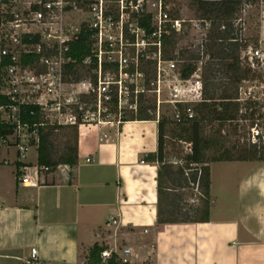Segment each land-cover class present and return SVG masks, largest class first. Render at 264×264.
I'll return each mask as SVG.
<instances>
[{
	"label": "built area",
	"instance_id": "1",
	"mask_svg": "<svg viewBox=\"0 0 264 264\" xmlns=\"http://www.w3.org/2000/svg\"><path fill=\"white\" fill-rule=\"evenodd\" d=\"M233 1L240 2L235 26L244 24L242 15L253 3L264 23V0ZM172 3L0 0V118L12 128L10 134L0 137V155L3 150L13 151L21 186L36 187L45 182L50 172L37 160L27 161L32 149L37 154L40 133L47 126H54L57 131L71 126L119 125L129 113H136L147 93L155 96L157 120L163 103L173 106V118L180 117V106L184 107L185 118H192V106L203 101L201 63L192 74L183 77L175 60L165 58L164 39L173 33L179 35L188 27L196 28L201 32L203 48L210 23L203 19L187 21ZM87 32L91 55L82 59V77L76 79L78 65L72 56V44ZM261 39L256 47L246 45L242 49L246 59V64H242L252 71L264 69ZM244 58L240 57L242 61ZM163 91L167 99L161 98ZM186 145L190 151V144ZM1 162L11 164L8 158ZM69 169L60 164L54 171ZM129 252L128 248L122 250L123 255ZM111 253L104 250L102 261ZM26 264L47 263H41L36 249L31 248Z\"/></svg>",
	"mask_w": 264,
	"mask_h": 264
},
{
	"label": "crops",
	"instance_id": "2",
	"mask_svg": "<svg viewBox=\"0 0 264 264\" xmlns=\"http://www.w3.org/2000/svg\"><path fill=\"white\" fill-rule=\"evenodd\" d=\"M157 138V119L79 126L77 163L36 187L18 183L3 150L0 264H26L31 248L41 263L86 264L94 244L129 264H264V165L238 182L233 163L249 161L210 163V178L213 166L230 175L210 179L208 221L159 224V164L146 158Z\"/></svg>",
	"mask_w": 264,
	"mask_h": 264
},
{
	"label": "trees",
	"instance_id": "3",
	"mask_svg": "<svg viewBox=\"0 0 264 264\" xmlns=\"http://www.w3.org/2000/svg\"><path fill=\"white\" fill-rule=\"evenodd\" d=\"M191 6L198 14L199 19L207 20L210 28L206 39L203 41V55L207 56L201 67V79L203 83V101L192 106V118H185L182 114L184 107L180 106V117L173 115L166 117L160 115L158 119V147L155 154L146 158L159 164L157 177V223H188L206 222L209 216L210 204V168L213 162L225 161H263L264 148L258 149L255 143H239L235 139L231 146L225 145L227 138L222 135L225 124L234 125V133L237 134L239 120H248L251 127L257 119L262 118L257 102L246 101L241 106L238 100V87L244 80L255 78L256 74L242 64L240 50L247 44L239 40V29L234 21L239 12L240 2L233 0H190ZM142 24L146 25L143 21ZM224 27V28H222ZM90 33H81L79 38L72 44V56L77 60V69L74 72L76 79L82 77L79 71L83 68L81 61L91 55ZM177 34L164 39V55L167 59H175ZM189 53V56H184ZM199 53L187 51L184 47L179 50L184 62L181 66V74L188 77L196 69L199 61ZM151 66H149L148 73ZM88 71V70H86ZM244 108V112H242ZM155 111V102L141 99L137 105L136 113H129L121 122L129 120H155L152 114ZM216 125L209 135L206 133L208 126ZM47 126L40 133V144L37 149V164L46 166L49 171H54L57 165L65 164L73 167L77 163V127L59 128ZM68 130V136L63 143L60 152H54V140L59 130ZM12 128L0 118V137L10 134ZM67 131V132H68ZM169 136L178 142L190 144V151L183 155L181 165L176 170L166 162L164 152V137ZM260 139V137H259ZM213 150L211 153L210 151ZM19 165V163H16ZM188 171V172H187ZM190 172V173H189ZM173 178L178 181L177 186L185 188L187 181L197 185L200 189V205L190 206L189 210L183 211L185 204L181 205V196L178 189L165 185V178ZM171 180V179H167ZM184 181V183H183ZM190 212V213H189ZM106 245L94 244L88 252L86 264H129L123 262L116 253L104 262L101 253L107 250Z\"/></svg>",
	"mask_w": 264,
	"mask_h": 264
},
{
	"label": "rangeland",
	"instance_id": "4",
	"mask_svg": "<svg viewBox=\"0 0 264 264\" xmlns=\"http://www.w3.org/2000/svg\"><path fill=\"white\" fill-rule=\"evenodd\" d=\"M172 4L174 5V9L177 10L180 17L188 20L199 19L198 14L195 12L194 8L190 4V0H172ZM244 24L241 26H236L239 31L237 32V37L239 40H243L246 42L247 46L256 47L258 45V40L264 43V23L261 21L260 11L258 6L253 3L250 8H247L243 13ZM188 24V23H187ZM190 24V23H189ZM190 26V25H189ZM176 51H175V62L177 66L180 68L184 59L180 58L179 50L184 47L187 51L192 53H199V61H195L197 65L201 66L206 61L207 56L203 55V48L200 46L202 41L201 32L196 28L188 27L184 30L183 33H180L176 37ZM244 49V47L242 48ZM242 49L240 50V57L244 58V54ZM184 56H189V53H184ZM242 61V60H241ZM246 59L244 58L242 63L246 64ZM256 76L255 78L244 80L239 84L238 87V99L241 103V106L244 105L246 101L257 102L259 104V111L262 118L256 120L253 127H251L248 120H239L237 123V134L234 133L233 127L234 125L225 124L222 130V135L227 138L225 145L231 146L234 143L235 139L239 138V143H255L259 150L264 148V69H259L254 71ZM152 73V72H151ZM150 76V72H149ZM150 88H152L150 86ZM162 99H167L166 91L162 92ZM143 99H148L150 101L155 102V96L152 93H147L143 97ZM160 115H164L166 117L174 114L175 110L171 104L163 103L160 105L159 109ZM242 112H244V108H242ZM156 116V112H152ZM157 117V116H156ZM217 128L216 125L208 126L206 128V133L211 135L212 131ZM68 130H59L56 139L54 140V152H60L63 149V143L65 139H67V135L63 134L69 133ZM257 131L258 134H255ZM70 134V133H69ZM260 137V139H259ZM164 152L166 162L173 166V169L176 170L179 165H181V159L184 154L189 152V148L185 143L178 142L174 139H171L169 136L164 137ZM211 153L213 150L210 151ZM36 160V151L32 149L28 153L27 161H31L35 163ZM253 163H233V170L230 172L233 174L231 176L233 179H237L240 182L243 179H255V172L257 168L264 165L263 161H251ZM188 172V171H187ZM190 173V172H189ZM225 173L223 168L220 166H213L211 179L214 180L215 187L217 186V180L223 179ZM173 178H165V185L171 188L178 189L177 194L181 196L180 204H185L183 211L189 210L190 206H198L200 205L201 193L200 189H198L197 185L187 181V186L185 188H180L177 186L178 181H174ZM171 179V180H167ZM184 183V181H183ZM216 190V188H214ZM190 213V212H189ZM121 252V251H120ZM142 264H149V262H144Z\"/></svg>",
	"mask_w": 264,
	"mask_h": 264
}]
</instances>
